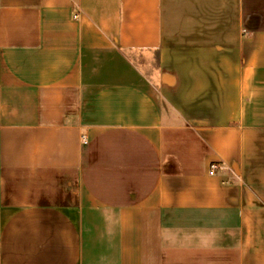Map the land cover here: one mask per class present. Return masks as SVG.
I'll use <instances>...</instances> for the list:
<instances>
[{"label":"crops","instance_id":"0c3cea01","mask_svg":"<svg viewBox=\"0 0 264 264\" xmlns=\"http://www.w3.org/2000/svg\"><path fill=\"white\" fill-rule=\"evenodd\" d=\"M0 264H264V0H0Z\"/></svg>","mask_w":264,"mask_h":264},{"label":"built area","instance_id":"2783aa9c","mask_svg":"<svg viewBox=\"0 0 264 264\" xmlns=\"http://www.w3.org/2000/svg\"><path fill=\"white\" fill-rule=\"evenodd\" d=\"M215 168H216V166H215L214 163L210 165V171H211V173L215 170Z\"/></svg>","mask_w":264,"mask_h":264}]
</instances>
